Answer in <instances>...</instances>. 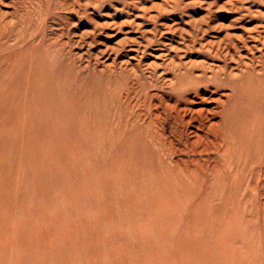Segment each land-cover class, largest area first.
I'll return each instance as SVG.
<instances>
[{
	"label": "bare ground",
	"instance_id": "bare-ground-1",
	"mask_svg": "<svg viewBox=\"0 0 264 264\" xmlns=\"http://www.w3.org/2000/svg\"><path fill=\"white\" fill-rule=\"evenodd\" d=\"M38 1L9 0L12 10L7 12L2 10L5 0H0V264L33 260L30 249L37 235L34 202L32 198H13L10 192L16 195L19 187L2 184V177L7 151L14 158L21 151L14 144L19 136L41 134L46 127L65 136H89L97 154L100 150L107 155L109 140L123 142L121 148L129 156L130 183L155 185L139 192V196L147 193L154 199L146 200L144 215L137 209L132 212L135 219L151 218L150 211L157 212L161 196L167 195L175 201L174 218L185 206L190 216L186 226L196 220L192 249H199L198 242H209L211 263L220 262L216 258L221 252L240 257L236 262V256H229L227 264H264V12L245 9L243 16L253 25L235 29L240 17L227 29L212 25V21L206 28L199 23L197 41L206 40L196 48L199 59L173 70L165 79L166 87L162 84L152 92L153 85L133 73L124 76V94L118 95L112 88L116 77L110 73L103 86L106 96L101 99L95 92L103 87L91 92L96 86H88L87 68L74 58L72 46L78 42L68 36L64 47L57 48L64 33L50 38L46 30L47 22L57 19L60 10H74L78 2ZM34 19L40 23L35 29ZM16 57L28 59L30 77L24 83L20 80L16 88L21 92L25 84L30 93L23 102L16 96L13 105L12 96L3 92L1 75L13 72ZM63 75L80 83L83 107L70 101L75 92ZM220 91L224 101L208 108L212 96ZM90 93L98 100L92 98L91 106ZM28 140L26 148L31 151ZM156 184L181 185L170 189ZM194 184L228 186L220 191L211 188L207 212L203 213L192 209L197 203ZM204 230L215 238H203Z\"/></svg>",
	"mask_w": 264,
	"mask_h": 264
},
{
	"label": "rangeland",
	"instance_id": "rangeland-1",
	"mask_svg": "<svg viewBox=\"0 0 264 264\" xmlns=\"http://www.w3.org/2000/svg\"><path fill=\"white\" fill-rule=\"evenodd\" d=\"M47 1L50 0L43 3ZM76 1L81 7L75 4L74 10H60L57 19L47 22V33L50 38L64 33L57 40V48L64 47L68 36L72 42H78L72 46V52L77 63L87 68L84 76L90 80L88 86H96L91 92L103 87L113 73L116 79L112 88L118 95L124 94L121 90L125 86L124 76L141 75L142 80L153 85L152 92H156L162 84L166 87L165 79L171 77L173 70L197 61L199 44L206 41H197L199 23L206 28L212 21V25L227 29L233 19L240 17L235 29L253 25L248 16H243L245 9L250 8L255 14L257 10L264 12V0ZM8 2L3 3V11L12 10ZM39 24L34 19L33 29ZM208 36L206 34L207 40ZM13 60V72H4L1 78L5 83L3 92L6 97L12 96L14 105L16 96L23 102L25 94L30 93L25 84L20 87L21 92L16 84L30 77L26 70L28 59L16 57ZM63 77L75 92L70 101L83 107L85 95L80 83L73 76ZM104 90L105 87L100 88L101 92L95 95L102 99L106 96L102 94ZM97 96L88 94L89 106L94 103L90 101L92 98L98 102ZM212 97L214 100L208 108H216L218 100L225 99L223 91ZM118 125L121 127L122 123ZM55 129L46 127L41 134L19 136L14 142L21 149L17 158L7 151L2 184L19 187L16 195L10 192L13 198H32L37 218V235L30 249L33 260L25 259L22 263L19 259L14 264H227L230 257L236 256V253L230 256L219 252L216 259L225 261L211 263L209 242H198L199 249L193 250L191 242L196 220L191 222L190 218L191 224L186 226L190 216L185 206L178 209L179 215L174 218L175 201L167 195L161 196L163 202H159L161 207L157 212L150 211L151 218L139 220L132 216L136 209L143 215L148 210L146 200L154 197L147 193L139 196V192L155 185L130 183L126 165L129 156L121 148L123 142L109 140L107 155L100 150L97 154L89 136L52 133ZM28 138L31 151L26 148ZM14 144L9 145L14 147ZM166 185L171 189L180 188L181 184L158 187ZM227 186L194 184L197 203L192 209L206 213L211 188L220 191ZM200 225L198 223V228ZM201 235L208 240L215 238L205 230ZM235 259L237 262L240 257Z\"/></svg>",
	"mask_w": 264,
	"mask_h": 264
}]
</instances>
